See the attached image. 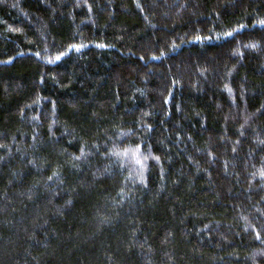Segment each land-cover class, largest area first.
Listing matches in <instances>:
<instances>
[{
    "label": "trees",
    "instance_id": "obj_1",
    "mask_svg": "<svg viewBox=\"0 0 264 264\" xmlns=\"http://www.w3.org/2000/svg\"><path fill=\"white\" fill-rule=\"evenodd\" d=\"M0 264H264V0H0Z\"/></svg>",
    "mask_w": 264,
    "mask_h": 264
}]
</instances>
